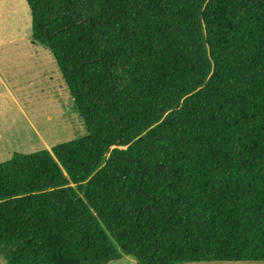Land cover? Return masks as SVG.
Instances as JSON below:
<instances>
[{
	"label": "trees",
	"instance_id": "1",
	"mask_svg": "<svg viewBox=\"0 0 264 264\" xmlns=\"http://www.w3.org/2000/svg\"><path fill=\"white\" fill-rule=\"evenodd\" d=\"M83 137L0 163L5 264L264 262V0H24Z\"/></svg>",
	"mask_w": 264,
	"mask_h": 264
},
{
	"label": "rangeland",
	"instance_id": "2",
	"mask_svg": "<svg viewBox=\"0 0 264 264\" xmlns=\"http://www.w3.org/2000/svg\"><path fill=\"white\" fill-rule=\"evenodd\" d=\"M30 12L24 0H0V69L16 94L18 107L5 101L0 130V162L85 136L80 119L50 52L29 39ZM15 247H8L5 256ZM122 256L108 264H128ZM132 261V260H131ZM130 263V262H129ZM132 263V262H131ZM184 264H264L188 262Z\"/></svg>",
	"mask_w": 264,
	"mask_h": 264
},
{
	"label": "crops",
	"instance_id": "3",
	"mask_svg": "<svg viewBox=\"0 0 264 264\" xmlns=\"http://www.w3.org/2000/svg\"><path fill=\"white\" fill-rule=\"evenodd\" d=\"M5 101L7 104L9 102L11 103V101H12L14 104H16L18 107H20L19 102H18L17 97H16V94L14 93V90L11 88L10 83L8 81V78L5 77L3 71L0 69V115H2V111L5 108ZM8 107H9V104L7 105V108ZM2 123H3V120H2V118H0V130H1V124ZM131 260H129L130 263L128 262V264H136L133 259H131Z\"/></svg>",
	"mask_w": 264,
	"mask_h": 264
}]
</instances>
